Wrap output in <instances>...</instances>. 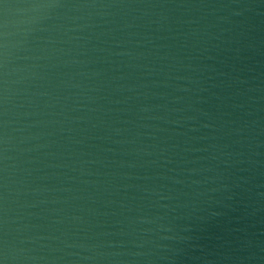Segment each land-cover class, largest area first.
Returning <instances> with one entry per match:
<instances>
[{"label":"water","instance_id":"95a60500","mask_svg":"<svg viewBox=\"0 0 264 264\" xmlns=\"http://www.w3.org/2000/svg\"><path fill=\"white\" fill-rule=\"evenodd\" d=\"M0 264H264V0H0Z\"/></svg>","mask_w":264,"mask_h":264}]
</instances>
